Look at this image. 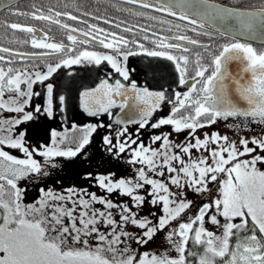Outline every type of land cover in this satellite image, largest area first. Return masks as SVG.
I'll return each instance as SVG.
<instances>
[{
	"label": "snow or ice",
	"instance_id": "6c2138e0",
	"mask_svg": "<svg viewBox=\"0 0 264 264\" xmlns=\"http://www.w3.org/2000/svg\"><path fill=\"white\" fill-rule=\"evenodd\" d=\"M122 3L154 9L186 23L145 17L143 12L113 4L117 11L170 25L165 31L172 33L158 35L152 30L149 35V27L134 32L135 26H125L122 33L130 34L126 37L82 19L112 24L109 18L84 10L75 0L71 6L79 15L55 5L45 12L36 5L25 11L15 0L0 3L9 16L46 21L49 30L52 24L58 25L66 30L69 42H47L50 38L46 33L37 36L35 26L0 21L4 29L30 36L20 43L44 50L14 53L0 47V63L7 65L0 67V111L17 114L0 119V264H264V0L247 6H223L212 0ZM62 17L86 27L61 23ZM115 27L120 28V23ZM182 28L207 36L210 42L178 34ZM217 35L223 43L216 44ZM141 39L152 47H146ZM81 45H98L107 51ZM140 54L170 61L179 73V84L187 91L176 92L173 101L163 91L138 87L123 61ZM52 56L59 59L46 69H38L33 62ZM17 57L30 63L12 66ZM102 62L122 79L111 83L105 77L94 88L80 92V105L89 116L107 115L111 122L81 129L73 125L80 137L69 136L68 130L52 131L51 145L30 149L19 126L37 114L54 115L52 83L46 84L44 104L27 110L33 97L41 95L34 85L48 81L61 68L99 66ZM232 64L235 70L230 68ZM64 100L59 96L60 104ZM165 102L174 104L170 113L153 122ZM229 118L239 121L236 127L259 126L260 133L238 141L216 131L204 132L202 138L199 135ZM113 125L123 127L116 129L115 137L105 135L103 143L116 158L128 155L127 163L134 169L131 175L117 178L115 173H88L86 178L94 180L104 195L77 187L40 188L39 197L25 203V189L19 187V181L49 174L35 157L56 167V157H76L97 127L112 129ZM129 125L137 126L135 136ZM149 127L169 130L152 133L150 144H145L141 130ZM174 133H186L183 142L175 140ZM5 148L18 150L21 156ZM188 192L207 194V202L196 204L188 199ZM115 195L127 199L115 200ZM146 204L158 208L160 214L150 211L152 219L141 217ZM162 231L166 232L167 247L148 249Z\"/></svg>",
	"mask_w": 264,
	"mask_h": 264
},
{
	"label": "flooded vegetation",
	"instance_id": "af4514ba",
	"mask_svg": "<svg viewBox=\"0 0 264 264\" xmlns=\"http://www.w3.org/2000/svg\"><path fill=\"white\" fill-rule=\"evenodd\" d=\"M75 3L78 5H81L84 10L91 12L93 15H99L105 18H109L112 21V24H104L102 20L92 19L91 17H82V19H86L88 23L97 24L98 26L103 27L113 32L122 33L123 27L135 26L133 28L134 32L138 31L141 27H149V35H151L152 30L157 31L158 35H171L172 34V33H168L167 31H165L170 25H162V24L157 23L156 21H150L145 18L148 15L163 17L164 19H167L168 21H170L172 24H175V23H179L182 25L184 24V22L168 17L166 15L156 13V12H153L147 9H143L138 6L124 4L119 1L100 0V1L91 2L89 3L88 6H83V4L80 1H76ZM64 4H67V3H65V1H60V2L54 1L53 3L30 2V3H27V6L24 7L23 10L30 11L32 9V5H38V6H42L41 8L46 12L48 7L55 5L59 10L74 12V14L76 15L80 14L79 12H76L75 9L71 6L73 2L69 3L68 4L69 7L66 9L64 8ZM113 4H115L116 7L131 8L133 9V11L143 12L145 14V17L135 16V15H131L125 12L117 11L116 7L111 6ZM0 21L20 22L22 25L35 26L37 29H39V31L36 34L37 36H44L45 33L47 34V36L50 38L47 42H52V40L54 39L55 42H62L65 44H69L66 38L67 36L66 30L63 28H60L58 25L52 24L49 30V23L46 21H35V20H31L25 17L9 16L7 10H4L0 13ZM61 23H67L70 26L76 27L77 29L86 27L84 24H81L78 21L67 20L66 18H63V17L61 18ZM116 23H120V28L115 27ZM173 32L175 33L176 30L173 29ZM5 34H6V38H5ZM75 34H78V33H75ZM122 34H124L126 37L130 36V34H127V33H122ZM178 34L188 35L189 37L196 38L203 43L210 42L207 36H204V35L197 36L196 33H193L183 28L179 31ZM26 39L30 40V36L28 34L20 33V32L14 33L10 29L6 30L3 27H0V47H7L10 49V51L14 53L15 52L33 53V52L44 51L40 49L31 48L30 43L29 44L20 43V41H23ZM13 41H16V42H13ZM141 42L144 43L146 47H149V48L152 47V45L147 41H143L141 39ZM79 47L81 48L86 47L89 50H95L98 52L107 51V50L102 49L98 45L96 46L81 45ZM131 47L133 48V50L138 51V49H135V46H131ZM3 55L7 57L8 53H3ZM205 57H206V54H205ZM58 59L59 57L52 56V57L47 58L43 62L41 61H33V62L38 65V69H46L48 64L54 65ZM153 60L154 59L150 61L149 57L143 54H140V55L130 56L127 61H123L124 66H126L129 70L130 80L137 83V85L142 86V84L146 83L144 81L146 80V78H149L150 80V78L158 76L160 77L159 79H162L163 74L161 70V65H155ZM25 63H30V61L17 57L16 60L13 62L12 66L23 67ZM0 67H7V65L0 63ZM105 77H107L110 82H113L115 79H118V78L122 79L117 73L114 72V70L111 68L110 65L107 64V62H102L101 65L99 66H96L94 64H80V65H71L70 67H67V68H61L57 71V73L53 74V76L50 77L48 81L44 82L43 84L41 83L35 84L34 90L36 92H39L41 95L33 97L32 103L27 110H31V108L34 107L35 104L37 103L42 104V105L44 104V96L45 94L47 95L46 84L52 83L53 84V94H54V102H53L54 115L52 117H49L43 113L37 114L33 120L27 121L19 126V130L24 131L26 133L25 135L26 145L30 149L31 147H34V146L40 147L43 145H51L52 131L64 133L65 130H68L69 136L74 135L76 137H80L81 132L78 130H73L72 129L73 125H76L78 129L84 128L89 124L107 125L110 119L107 115L87 118L78 109V105L76 103V96L79 91V90L76 91L77 89H80L83 86L93 87L96 83H98L101 79H104ZM159 79L158 80L156 79V81H159ZM124 82L128 83L127 81H124ZM169 84L173 85L174 94L178 91L184 92L181 89L180 84L178 83L173 84L171 81H169ZM60 89L63 90L62 96L65 97V100L63 103L64 105L60 104V101H57V95ZM173 106L174 104H171L168 107L169 113ZM61 108L63 109V111H61ZM16 115L17 114L15 113H9L7 111H0V119H10ZM82 119H84V121H80ZM100 119H103V121H100ZM228 122L234 123L236 121L229 120ZM219 123L221 125L222 123H225V122L218 121V123H216L215 125L219 126ZM142 132H146V130H142ZM105 135H111L115 137L116 134H113V128L108 129L107 127H97V130L92 134V136L90 137V142L88 145L85 146V148H106V146L103 143V137ZM66 146H71V145H66ZM5 150L9 151L10 154L12 155H15L18 157L21 156V153L18 150L8 149V148H5ZM84 151H85L84 155L82 151L80 154H78L74 158L56 157L54 159V163L56 164V167H51V165H45L43 158L38 157V156L35 157L38 161L41 162L42 165H44V170L47 171L49 174L47 176L32 175L28 179L19 181V186L23 187V185H25L26 183L27 184L36 183L39 181L45 184L46 188L55 189L57 186L65 187L66 185H69V186L76 185L77 188L78 187L82 188V180H83L82 175L78 174L77 171L81 169V163L83 161L82 157L84 156L86 159L88 156V152L90 150L87 149ZM72 171L74 172L72 173ZM87 183H90V182H87Z\"/></svg>",
	"mask_w": 264,
	"mask_h": 264
},
{
	"label": "trees",
	"instance_id": "16d2710c",
	"mask_svg": "<svg viewBox=\"0 0 264 264\" xmlns=\"http://www.w3.org/2000/svg\"><path fill=\"white\" fill-rule=\"evenodd\" d=\"M54 1H56V2L65 1V3H67V4L73 2V0H28L26 2L19 4V7L21 9H24V7L27 6V3H30V2L53 3ZM76 1H80L83 4V6H88L89 3L95 2V1H100V0H75V2ZM218 1H222V2H225L228 4H232V5H238V6H247L250 4L259 5V3H260V0H218ZM36 6L42 7V6H38V5H36ZM215 42H216V44L223 43L224 39L217 35L215 37ZM238 123L239 122L233 123V122L227 121L225 123H222L221 125L219 123V126L212 125L211 127L207 128V129L201 130L199 132V135L202 138L204 132L211 133L213 131H216V132L221 133L222 135H227L232 140L238 141L240 139V137H242V136H247V137L251 138L252 136H256L260 133V127L259 126L258 127L253 126L251 129H246L243 127H236L235 125ZM228 125H233V127L230 128V127H228ZM133 136H135V134ZM185 136H186V133H180V134L174 133L173 138L177 141L183 142ZM147 144H150L149 138H148ZM155 146L156 145H153V147H155ZM84 153H85V151H83V155H84ZM197 155H199V153H197ZM82 158H83V161L81 163V169L79 171H77V173L82 175V176H86V174H88V173L93 174V176L98 175V174L115 173L116 177L119 178V177H123V176H129L134 171L133 167L127 163V160H128L127 154H121L120 158H116L113 155H111L109 152H107L106 148H92L88 152L87 158L86 159H85V157H82ZM68 169H70V168H68ZM73 172L74 171H72V173ZM90 182H94V184H95V181L92 179ZM82 184H84L83 181H82ZM33 186L31 188V191L29 192L27 198L24 199L25 202H27V200L31 194L36 193L33 190ZM89 186L86 188H83V189H88L91 187V186L90 187ZM210 186L214 187L212 185H210ZM104 194L105 193H103V191L100 189L99 195H104ZM187 195H188V199L194 200L196 204H201L203 202H207V194H204V196H199L195 193L188 192ZM114 199L119 200V201H123V200H126L127 198L126 197H119L118 195H115Z\"/></svg>",
	"mask_w": 264,
	"mask_h": 264
},
{
	"label": "water",
	"instance_id": "95a60500",
	"mask_svg": "<svg viewBox=\"0 0 264 264\" xmlns=\"http://www.w3.org/2000/svg\"><path fill=\"white\" fill-rule=\"evenodd\" d=\"M24 1H26V0H15V2L16 3H21V2H24ZM115 1H119V2H122V0H115ZM8 2V0H0V3H7ZM212 2H215V3H219V4H221V5H223V6H238V5H232V4H228V3H225V2H222V1H218V0H212ZM134 6H138V7H140L139 5H134ZM148 10H151V11H154V12H156L154 9H148ZM2 11H4V9H0V13L2 12ZM157 13H160V12H157ZM160 14H163V15H165L164 13H160ZM168 17H171V16H168ZM171 18H174V19H176L175 17H171ZM178 20V19H177ZM180 21V20H179ZM181 22H184V21H181ZM184 23H186V22H184ZM254 45L255 46H259L258 44H255L254 43ZM149 59H150V61L152 60V59H154L153 61H154V63H155V65H161V70H162V74H163V78L162 79H159L160 77H152V78H150V80H149V78H146V80H144L146 83L145 84H142V86H140V85H138V87H140V88H147L149 91H153V92H157V91H163V92H165L166 93V95L168 96V97H171L172 98V100L174 101L175 100V95H174V91H173V85H171V84H169V81H171L173 84H179V73H177L176 71H175V67H173V68H171L166 62H168L166 59H163V58H151V57H149ZM160 63V64H159ZM230 68L232 69V70H235L236 69V65L235 64H232V65H230ZM158 75H160V74H158ZM167 77V78H166ZM119 79V78H118ZM156 79L158 80L159 79V81H161V82H159V81H156ZM116 80V79H115ZM115 80L113 81V82H111V83H114L115 82ZM99 83V82H98ZM98 83H96L93 87H90V86H83L82 88H80V89H77L76 91H78V93H77V96H76V103H77V105H78V109L87 117V118H90V117H95V116H89L87 113H85L84 111H83V109H82V107H81V105H80V92H82V91H84L85 89H89V88H94ZM125 84H127L126 82H124ZM180 87H181V89L183 90V91H187V87L186 86H182V85H180ZM62 92H63V90H59V93H58V95H57V101H59V96H62ZM45 100H46V94H45V96H44V102H45ZM171 104H173V103H167V102H165L164 104H162V106H161V108L160 109H158L157 110V112L154 114V118H153V122L155 121V120H158L159 118H161V117H165L168 113H169V106L171 105ZM64 105V104H63ZM118 110L117 109H113V112L114 113H116ZM100 116H103V115H100ZM229 120H232V121H238V120H235V119H233V118H229L227 121H229ZM80 121H84V119H82V120H80ZM100 121H103V119H100ZM111 122V119H109V123ZM220 122H226V121H224V120H220ZM239 122V121H238ZM99 123H101V122H99ZM114 127H113V134H116V129L118 128V127H123V126H117V125H113ZM129 127V130H130V132H132L133 133V135L135 134V129H136V125H129L128 126ZM169 129L167 128V127H165V128H161V129H158V130H153V129H151L150 127L149 128H147L146 129V132H142V130H141V139H143L144 140V142H145V144H147L148 143V138H149V136L152 134V133H154V132H156V133H159V132H162V131H168ZM174 135V134H173ZM87 149H89V150H91L92 148H84L82 151H84V150H87ZM84 157V156H83ZM85 163V162H84ZM82 181L84 182V184H82V188L81 187H78V188H81V189H83V188H86V187H88L89 185L91 186H89L90 188H88L87 190H89V191H91V192H95V193H97L98 195H99V191H100V189L97 187V186H95V184H94V182H90L91 181V179L89 178H86V176H82ZM24 180V179H23ZM21 181V180H20ZM87 182H90V183H87ZM34 185V186H33ZM32 186H33V190L36 192L35 194H31L30 196H29V198H28V200H27V202H25V203H33L37 198H36V196L38 195H40V192H39V189L40 188H46V185L45 184H43L42 182H36V183H32ZM68 188V187H76V185H66L65 187H56L55 188V190H62V189H64V188ZM93 187V188H92Z\"/></svg>",
	"mask_w": 264,
	"mask_h": 264
},
{
	"label": "rangeland",
	"instance_id": "374dc122",
	"mask_svg": "<svg viewBox=\"0 0 264 264\" xmlns=\"http://www.w3.org/2000/svg\"><path fill=\"white\" fill-rule=\"evenodd\" d=\"M171 68L174 67V65L168 61L166 62ZM20 187V186H19ZM211 187V186H210ZM22 189H25V197L24 199L27 198L29 192L31 191V188H32V183H29V184H25L23 185V187H21ZM39 197L38 195L36 196V198ZM150 211L152 212H156L157 215H159V209L156 208V207H151L150 205H145L143 210L140 211V215L141 217L143 216H148L149 219H152L151 215H150ZM191 214V213H189ZM166 235V232L162 231L160 233L157 234V236L154 238V240L152 242H150L148 245H147V248L148 249H152V250H156V251H162L164 250L166 247H167V244H166V241L164 239ZM133 247H135L134 243H133Z\"/></svg>",
	"mask_w": 264,
	"mask_h": 264
}]
</instances>
